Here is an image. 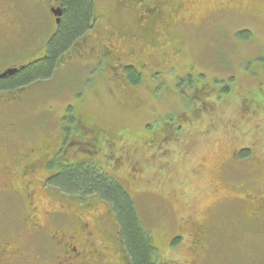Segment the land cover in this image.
Instances as JSON below:
<instances>
[{
	"label": "rangeland",
	"instance_id": "1",
	"mask_svg": "<svg viewBox=\"0 0 264 264\" xmlns=\"http://www.w3.org/2000/svg\"><path fill=\"white\" fill-rule=\"evenodd\" d=\"M93 1L99 20L106 18L103 22L107 28L124 29L140 40L135 49L138 60L146 59L154 48L160 61L155 63L157 69H161L162 62H173L166 82L174 94L180 90V84L190 93L198 86L192 80L197 77L200 82H209L214 95L202 96L206 101L204 110L184 125L180 142L169 140L151 146V133L171 122L164 114L166 110L173 113L176 121L186 103L185 111L192 112L195 105L189 104V96L182 95L178 102L181 94L167 95L163 85L150 83L146 76L140 86L118 87L110 78L104 80L107 71L103 63L92 70L84 63H66L47 82L0 94V100L6 99L0 106L4 151L7 146L13 153L38 148L50 142L58 130L73 129V117L80 113L96 126H105L107 136L117 147L125 145L121 151L126 160L120 169H112L109 160L102 157H98V162L124 185L134 200L141 224L156 246L158 264H264V224L246 223L243 208L237 204L216 203L218 197L233 193L222 183L223 171L230 174L228 182L249 178L255 189H264V109L254 102L241 105L244 99L257 94L264 101V0H180L183 12L180 10L182 14L176 16L184 23L176 21L164 35L170 44L163 48V39L156 29L148 26L142 34L136 28L134 10L120 13L115 0ZM49 6L48 0H15L19 15L13 42L0 48V72L38 58L54 28ZM162 10V15L155 19L159 27L161 21H169L167 16L173 14L170 7ZM170 55L173 57L169 58ZM188 76L192 78L191 87L185 83ZM10 125L15 132L8 131ZM239 147H249L253 161L257 160L243 168L233 165L232 156ZM116 157L120 158L118 152ZM131 165L141 171L134 173ZM5 183L0 177V239L26 232L23 223L14 221L24 211L14 198L2 192L8 188ZM45 195L58 203L63 198L61 204L65 208L69 204L76 208V200L69 195L49 190ZM38 205L49 210L44 204ZM103 205L97 202L94 211L87 208L86 220L95 223ZM205 215L211 216L207 217V225L216 231L208 233L206 250H201V258L197 257L195 263L191 253V221L198 222ZM62 221L63 229H69L68 218L64 216ZM102 227L110 231V221L104 220ZM44 228L48 234L50 226L45 223ZM95 232L100 243L102 234ZM176 233L182 234V238L171 246ZM34 239L27 246V254L36 249ZM38 239L47 241L44 235ZM41 257L50 260L51 252L43 251ZM105 260L122 264L112 253Z\"/></svg>",
	"mask_w": 264,
	"mask_h": 264
},
{
	"label": "flooded vegetation",
	"instance_id": "2",
	"mask_svg": "<svg viewBox=\"0 0 264 264\" xmlns=\"http://www.w3.org/2000/svg\"><path fill=\"white\" fill-rule=\"evenodd\" d=\"M36 1L41 2V0ZM48 1L50 3V6L47 8L48 11L51 8L61 6L58 0ZM115 2L120 13L130 9L135 11L136 19L134 25L142 34H145L148 26L152 27L153 30L156 29L159 36L163 39V43L160 45L161 48L170 44L166 42L164 35H167L170 28L174 27L175 22L184 23L177 18V16L182 14L180 13V0H115ZM165 7L172 8L173 14L167 16L166 19L169 21H161V26L159 27L156 25L155 19L162 15V8ZM18 15L15 11V0H0V48L8 47L13 42L14 35L12 34ZM49 15L53 26H55L56 18L50 13ZM103 21L106 22V18L95 21L93 25L95 27H92L86 36L82 37L69 50L64 63H84L88 66L89 70L103 63L107 71L104 80L110 78L118 87L124 84V87L126 86L130 89H132L131 87L140 86L144 76H146L150 83L156 82V84L160 83V85H163L167 95L174 96L181 94L177 98L178 102H181L182 95L186 98L189 96V104L195 105V111L202 112L204 110L203 104L206 101L202 99L201 94H191L188 92L189 90H182L181 88L184 87H180L181 84L179 85V91H176L175 94L174 91L172 92L170 84L168 85L166 81L172 73L173 67L171 64L173 62L170 64L168 61L162 62L161 69H157L155 63H160V61L157 60L158 55H156L154 48L150 49L151 53L146 59L142 61L138 60L135 49L136 45L141 43L140 40L130 36L124 29L114 30L113 28H107ZM163 54L164 52L161 53V57ZM172 54L175 55L177 53L173 52ZM173 55H170L169 58H172ZM64 63L62 66L65 65ZM5 70L7 68L3 71ZM187 78H190V76ZM194 78L191 79L198 86L199 84H204L211 89L209 93H204L203 96L205 98L210 97L211 93L214 95L209 82H200L197 77ZM229 80H231V77ZM191 84H187V87H191ZM196 87L191 90H194ZM153 89L156 90V88ZM150 95L153 97L152 92ZM261 96L257 94L254 97L255 99L253 97L251 99H244L241 104L242 107L247 106L251 102L252 104L255 103L254 105H257V107H263L264 109L263 104H261V102L264 103L261 100ZM215 98L218 99L217 94H215ZM198 100L200 103L197 102ZM15 102L11 101V103ZM164 104L165 102L162 103V107H164ZM187 104H185L186 106L183 105L185 109ZM185 109L178 112L177 121L176 118H172L173 113L171 111H165V116L170 118L171 122L163 124L159 130L151 133L153 135V140L150 141L151 146L155 145L153 143L163 145L169 140L177 142L182 140L184 136L182 129L189 122L188 113ZM64 115L65 113H63ZM73 121V129L67 132L58 130L57 135L50 138V142H46L35 149L30 148L26 153H13L12 149H9L8 146L4 151L5 141L0 134V177L6 181L5 184L8 187L5 188L6 190L3 189L2 192L8 194L14 198L16 203L20 204L21 210L24 212H21L20 219L14 221L23 223L26 228V232L22 236L14 234V236L8 235L7 238L0 239V264H112L113 261L105 260L108 253L115 254V257L122 264H126L127 260L123 257V250L120 247L121 242L117 221L111 215L108 207L103 205V208H100L99 214L96 215L95 224L92 221L86 220L87 211H89L86 209L90 208L94 211L93 204L80 209L76 202V208L71 204L65 208L61 204V202L64 203L62 201L63 198H60V202L58 203L57 199L45 195L47 190L60 193L58 188L54 187L51 183L60 173L59 170L79 164H98L99 168L110 175L108 170L99 164L98 157H102L107 161L109 160V165L112 169H120L124 160H126L123 151H121V149H125V145L119 146V151V147L107 136L105 126H96L89 119H83V115L80 113L74 115ZM12 127L13 125L8 127L10 133L16 131ZM155 137H157L156 140ZM155 146L157 147L158 145ZM117 152L120 158L116 157ZM126 155L127 153H125ZM252 156L253 154L249 147H239L232 156L231 163L243 168L244 165L252 163ZM255 160L257 159L255 158ZM131 170L134 173L141 171L136 165H131ZM228 174L227 171L222 172V183L226 188H232L233 193L228 197H218L216 203H219V206L223 204L220 202L237 204L243 208L242 216L246 223L264 224V189L261 191L255 189L253 182L250 185L248 177V180L241 179L236 183L228 182ZM141 176L143 175L141 174ZM141 176H136V178L140 177L143 180ZM131 178L134 177L132 176ZM56 202L58 204L55 205ZM67 202L69 203V201ZM38 203L44 204L45 208H49V210L40 207ZM64 216L69 220V229H63L62 218ZM105 217L106 223L108 221L111 223L112 229L110 231H105L102 227V225L104 226ZM207 217L211 218V216H206L205 219L198 222L191 221V253L195 256V263L196 259L200 257L201 250H206L205 243L208 240V233L216 231L214 227L207 225ZM10 218L12 219V217ZM44 222L50 226L48 234L44 233ZM210 223L212 222L210 221ZM95 230H97L98 234H102V241L100 243L95 239ZM41 235H44L47 241L38 239ZM174 238H182V234L176 233ZM32 239H34L36 249L34 252L27 254V246L31 244ZM46 250L51 252V259L44 261L41 256L42 252Z\"/></svg>",
	"mask_w": 264,
	"mask_h": 264
},
{
	"label": "trees",
	"instance_id": "3",
	"mask_svg": "<svg viewBox=\"0 0 264 264\" xmlns=\"http://www.w3.org/2000/svg\"><path fill=\"white\" fill-rule=\"evenodd\" d=\"M58 2L61 5V16L59 23H55L53 31L48 36L45 48L36 60L16 66L18 71L14 75L0 78V94L47 82L66 61L72 46L86 36L87 32L95 27L93 26L95 21L99 20L93 0H58ZM242 35L246 37L245 34ZM133 81L136 83L135 80ZM185 83L191 84V78ZM210 90L206 85L199 84L190 93H199L202 97ZM5 101L6 99L0 100V104ZM197 113L195 107L192 108V112L187 114L188 121L198 118ZM59 172L52 180V185L58 188L61 195L74 198L80 209L92 204L96 205L97 202L110 209L111 215L117 221L120 247L123 250V257L127 260L126 264H158L157 249L152 237L144 230L134 200L118 179L106 174L98 164L74 165ZM177 240L179 238L171 240V246Z\"/></svg>",
	"mask_w": 264,
	"mask_h": 264
},
{
	"label": "water",
	"instance_id": "4",
	"mask_svg": "<svg viewBox=\"0 0 264 264\" xmlns=\"http://www.w3.org/2000/svg\"><path fill=\"white\" fill-rule=\"evenodd\" d=\"M61 12H62V10H61L60 7L56 8V9H54V8H51V9H50V14H51L53 17L56 18V19H55V23H56V24L59 23V17L61 16ZM17 71H18L17 68L8 69V70H6V71H4V72H2V73L0 74V78H4V77H8V76H12V75H14Z\"/></svg>",
	"mask_w": 264,
	"mask_h": 264
}]
</instances>
